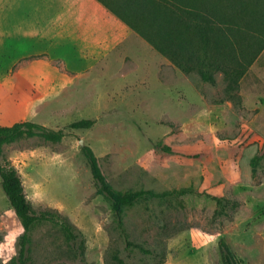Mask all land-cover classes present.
<instances>
[{"label": "rangeland", "instance_id": "374dc122", "mask_svg": "<svg viewBox=\"0 0 264 264\" xmlns=\"http://www.w3.org/2000/svg\"><path fill=\"white\" fill-rule=\"evenodd\" d=\"M85 118L92 128L69 127ZM21 121L65 130L8 144L4 159L35 210L58 209L80 234L36 226L28 264H225L222 239L242 264H264V50L239 83L206 81L97 0H0V124ZM84 145L117 190L190 192L181 206L140 201L121 226ZM22 233L0 176V264L17 260Z\"/></svg>", "mask_w": 264, "mask_h": 264}, {"label": "trees", "instance_id": "16d2710c", "mask_svg": "<svg viewBox=\"0 0 264 264\" xmlns=\"http://www.w3.org/2000/svg\"><path fill=\"white\" fill-rule=\"evenodd\" d=\"M110 13L141 37L185 73L197 72L206 81H214L221 72L235 83L245 76L264 50L263 0H97ZM93 119H80L69 125L73 129H90ZM66 136L64 129L55 130L34 121H21L13 125L0 124V176L3 190L21 221L23 233L19 236L20 250L13 264H28L26 248L30 233L43 223L60 226L69 239L80 236L76 227L58 209L37 211L25 191L19 170L5 162V147L23 138L40 137L47 142L59 143ZM83 154L90 165L98 190L112 203V208L123 225L126 208L143 200L183 205L181 196L190 189L121 191L109 181L100 157L95 150L84 145ZM177 152L172 146H162L156 155L171 156ZM206 153L186 152V157L203 159ZM146 253L152 251L134 245ZM225 264H242L228 243L220 241Z\"/></svg>", "mask_w": 264, "mask_h": 264}]
</instances>
